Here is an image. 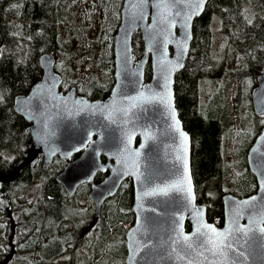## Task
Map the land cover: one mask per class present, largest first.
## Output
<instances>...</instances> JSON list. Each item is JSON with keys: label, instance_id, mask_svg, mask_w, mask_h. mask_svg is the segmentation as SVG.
I'll use <instances>...</instances> for the list:
<instances>
[{"label": "trees", "instance_id": "16d2710c", "mask_svg": "<svg viewBox=\"0 0 264 264\" xmlns=\"http://www.w3.org/2000/svg\"><path fill=\"white\" fill-rule=\"evenodd\" d=\"M85 3L86 0H0V171L6 175L24 158L32 141L26 133L29 124L15 112L14 100L28 94L42 79V55L53 53L57 57L64 92L76 88L79 95L91 100H105L114 87V41L120 19L111 35L110 51H94L97 56L89 66L85 63L87 55L95 54L93 40L88 38L91 29L79 21ZM216 20L221 22L230 47L239 53L238 68L229 72L227 60L215 50ZM64 32L69 34L65 38ZM76 44L83 51L76 50ZM134 44L137 60L144 52L140 33L135 35ZM263 73L264 0H212L205 14L195 21L190 55L176 77L175 90L180 118L193 140L198 203L207 206L210 222L218 226L223 225L226 194L246 198L257 191L247 155L264 129V115H255L252 91H248L245 103L244 87L254 77V89L257 77ZM150 78L148 68L147 79ZM213 81L221 82V86L206 97L204 84ZM227 140L230 147L226 151ZM66 165L57 158L46 172L40 162L36 168L27 169L16 185L4 188L12 199L17 194L31 195L36 201L33 207H22L24 223L42 219L44 224L36 228L34 242L25 248L30 253L28 263L36 264L35 259L41 256L40 264H126L127 226L135 221L132 181L123 184L96 218L88 197L89 186H82L70 197L57 182ZM102 180L103 176L96 179L97 183ZM0 215L4 213L0 211ZM39 233H44L45 238L41 246L36 239ZM0 239H5L2 231Z\"/></svg>", "mask_w": 264, "mask_h": 264}, {"label": "water", "instance_id": "95a60500", "mask_svg": "<svg viewBox=\"0 0 264 264\" xmlns=\"http://www.w3.org/2000/svg\"><path fill=\"white\" fill-rule=\"evenodd\" d=\"M211 1L205 0L203 9L184 27L189 0H124L114 41L115 84L105 100H91L79 95L76 88L62 91L64 78L56 70L57 57L53 53L42 55V79L28 94L14 100L15 112L29 124L26 133L32 141L10 175L0 171L1 211L10 208L4 187L16 184L40 161L47 172L60 158L69 163L57 182L70 197L81 186L91 185L89 199L96 207V218L123 184L132 181L135 221L125 236L126 264H220L224 258L214 257L207 250L210 245L199 246L203 238H198L197 228L205 224L218 232L232 229L228 241L231 249L224 264L232 260L237 264H264V232L260 231L264 229V129L247 155L257 191L246 198L226 194L220 227L210 222L207 206L198 203L193 140L176 104V77L190 55L195 21L205 14ZM138 33L144 52L136 60L133 43ZM141 95L151 102L140 100ZM251 100L255 115L263 116L264 73L257 77ZM177 128L187 139L175 131ZM107 173L101 184L95 183L98 174ZM181 177L183 191L153 194L158 187L179 184ZM200 230L204 231L202 227ZM185 235L193 243L188 255L184 251Z\"/></svg>", "mask_w": 264, "mask_h": 264}, {"label": "rangeland", "instance_id": "374dc122", "mask_svg": "<svg viewBox=\"0 0 264 264\" xmlns=\"http://www.w3.org/2000/svg\"><path fill=\"white\" fill-rule=\"evenodd\" d=\"M123 2L124 0H86V3L81 7L79 21H81L86 26H89L91 29L88 38L90 40H93V52L95 51L99 52V54H103L104 52L110 51L109 44L111 42V35L113 33V29H115L117 26L118 20L120 19V12ZM214 32L215 50L221 57L227 60L228 72L237 69L240 63L239 53L232 45V47H230L228 38L222 32V25L219 20L215 21ZM68 35L69 34L64 32V38ZM134 45L135 44L133 43V46ZM75 49L78 51H83V47L79 44H76ZM95 55L97 56V53L88 54L85 63L89 66H93L96 57ZM85 73L88 72L85 71ZM254 81V77H251L245 83L244 92H246V104L248 101V91L250 92L253 90L252 88L254 85ZM220 86L221 82L217 81L204 84L206 97H209L211 93L215 91L214 89L218 91ZM229 147L230 141L227 140L225 143V150L227 151ZM11 262L12 261L8 262L7 264H13V262Z\"/></svg>", "mask_w": 264, "mask_h": 264}, {"label": "flooded vegetation", "instance_id": "af4514ba", "mask_svg": "<svg viewBox=\"0 0 264 264\" xmlns=\"http://www.w3.org/2000/svg\"><path fill=\"white\" fill-rule=\"evenodd\" d=\"M79 156L80 155L75 156L70 161H74ZM40 162H42V161H40ZM68 163L69 162H67V164ZM65 167H64V169H65ZM98 176H103V180L101 182H98V183L95 180V183L101 184L109 176V173L98 174L97 177ZM97 177H96V179H97ZM16 184H14V185H16ZM83 186H85V185H83ZM87 186L90 187V192H91V185H87ZM4 194H5V197L9 201L10 208H9L8 212L2 211L4 213V215H0V231H2L4 236H5V239H0V264H7L10 261H12L13 264H29L28 263V257H29L30 253H28L25 250V248L27 246H29L30 244H32V242H34L35 238H34V236H32V234L36 231V228L38 230L39 227L40 226L43 227L44 224L42 222V219H38L37 221L33 220L31 223L25 224L23 214H21L22 213L21 209H22V207H28V205L33 207V205H31V204H34V202L36 200H34V198L31 195L17 194L15 196V198L12 199V198H9V196H7L5 192H4ZM89 195H90V193H89ZM23 200H25V202H22ZM94 207H95V205H94ZM95 210H96V207H95ZM0 211H1V209H0ZM39 213H40L39 215L41 216V214L43 213V209H41V211ZM36 239L39 240V242H37V245L41 246L42 241L45 242L44 233H39V235L37 236ZM37 251H38V249H37ZM65 258L69 259L67 257H65ZM35 260H36V264H38V263L40 264L42 258H41V256H38L37 259H35ZM39 260H40V262H39Z\"/></svg>", "mask_w": 264, "mask_h": 264}, {"label": "snow or ice", "instance_id": "6c2138e0", "mask_svg": "<svg viewBox=\"0 0 264 264\" xmlns=\"http://www.w3.org/2000/svg\"><path fill=\"white\" fill-rule=\"evenodd\" d=\"M142 2H146V0H142ZM176 2L180 3L181 0H176ZM204 2L205 0H194V2H191V0H189V2L185 4V7L188 8L190 11L184 17V21H185L184 27H187L188 22L191 21L193 15H198L199 12L203 9ZM179 14L180 13L178 12L177 15ZM141 17H142V13H141ZM249 23H251V21H249ZM139 99L142 101L151 102L148 98L143 97L142 95L139 97ZM0 100H2V96H0ZM170 114L172 115V118L175 119L174 112H170ZM178 123L179 122L177 121V124ZM175 131L179 132L181 136L187 139L186 135L183 132H180L178 128L175 129ZM145 135L147 138H152L149 137L147 133H145ZM143 146L144 145L142 144L141 147ZM77 151H79V149H77ZM136 155H139V153H136ZM262 175H264V173H262ZM0 179H2V177H0ZM182 185H183V177H181L179 184H170V185H165L163 187H158L153 194H156L158 192L160 195L166 196L168 195L170 190L183 191L184 189ZM200 227H202L204 231H201ZM200 227L197 228V236L198 238H203V239L200 240L199 246L205 247L210 245L211 247H208L207 250L210 251L214 257L215 256L223 257L224 260L221 261L220 264H224V262L227 261L228 259V250L231 249V243H229L228 241L232 229H227L224 232H218L217 229L211 225L205 224V225H201ZM260 231L264 232V229H261ZM245 235L247 234L245 233ZM183 240L185 242L184 251L185 254L188 255L191 253V251H193V243L190 242V237L187 235L183 236ZM231 264H237L236 260H232Z\"/></svg>", "mask_w": 264, "mask_h": 264}]
</instances>
